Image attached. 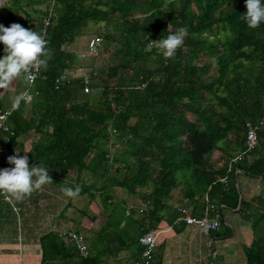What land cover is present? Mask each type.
<instances>
[{"label":"trees","instance_id":"1","mask_svg":"<svg viewBox=\"0 0 264 264\" xmlns=\"http://www.w3.org/2000/svg\"><path fill=\"white\" fill-rule=\"evenodd\" d=\"M246 11L245 0H5L0 24L20 23L45 32L51 52L47 70L39 71L32 102L21 101L9 118L14 133L7 145L33 129L37 140L30 162L58 175L76 171L69 186L80 185V194L93 196V187L108 191L120 186L129 194L148 188L142 196L151 201L141 221L131 215L121 227L123 217L115 222L109 213L112 230L102 228L93 236L87 256L72 239L56 231L44 234V264H101V254L112 251L115 238L121 245L139 247L137 259L139 236L161 220V209L179 185L200 204L207 196L238 206L252 230L245 264H264V23L248 28L242 18ZM101 22L104 49L117 42V60L92 75L89 92L81 77L58 83L57 77L75 65L66 46L89 24ZM179 27L187 29L184 43L166 61L156 44ZM247 122L256 126L259 139L250 150ZM112 143L118 145L115 152ZM93 149L101 170L94 167L95 181L80 184ZM216 150L221 154L213 160ZM239 171L263 182L259 193L240 203ZM146 216L153 226L144 225ZM101 237L109 243L104 248Z\"/></svg>","mask_w":264,"mask_h":264},{"label":"crops","instance_id":"2","mask_svg":"<svg viewBox=\"0 0 264 264\" xmlns=\"http://www.w3.org/2000/svg\"><path fill=\"white\" fill-rule=\"evenodd\" d=\"M3 55V49H1L0 57ZM24 85L25 79L20 76L9 87L0 89V107H11L16 98L21 95ZM36 140L37 133L31 129L20 134L11 147L7 143L1 144L0 169L14 167L8 163L7 157L14 155L16 151H19L20 155L29 156L30 152L25 153V150L31 151ZM217 152H214L213 160L220 156V150ZM38 164L47 168L52 178L51 183L32 192L22 201L9 200L5 198V195L0 194V264H44L42 236L65 227L64 222H59L58 219L64 211L71 208L69 207L71 198L66 197L60 189L74 182V171L58 175L42 163H31L29 160V166ZM236 181L241 191L239 203L241 198L248 199L259 193L262 187V179L259 176L240 171L236 175ZM99 185L100 178H98ZM131 196L134 197L133 194ZM135 198H129L127 201ZM205 204L206 202L200 204L196 199H189L185 196L182 185H179L172 189L171 197L166 200L165 206L161 209L160 221L155 224L146 216L144 225L151 227L155 224V227L151 229H157L160 232L159 244L151 264H245V247L252 240V230L250 221L241 217L238 206L229 207L222 204L220 224L217 229L209 233L202 232L196 224H187L185 220L178 219L177 206H184L192 214L198 215L203 213ZM17 211L22 212V218L25 215L32 217L33 226L30 225L31 223L27 225L22 223V227L32 228V235L28 242L23 234L21 239L9 237V229L16 221ZM174 215L176 216L173 217ZM132 217L141 221L144 215L135 213ZM124 224L125 221L122 220L120 227ZM162 234L165 237L160 238ZM112 250V253L108 251L101 254V264H128L139 255V247L135 249L132 245L129 247L119 242L114 244Z\"/></svg>","mask_w":264,"mask_h":264},{"label":"clouds","instance_id":"3","mask_svg":"<svg viewBox=\"0 0 264 264\" xmlns=\"http://www.w3.org/2000/svg\"><path fill=\"white\" fill-rule=\"evenodd\" d=\"M247 11L242 15L248 28L256 29L264 23V0H245ZM0 7H3L0 4ZM187 35L186 27H179L175 32H170L166 38L158 40L156 47L161 50L167 61L175 57ZM0 43L4 45V55L0 57V89L9 87L12 82L23 76L28 84L34 82L35 72L41 68L47 70L48 60L51 59L49 41L45 32H37L32 28H25L20 23H12L5 27L0 24ZM137 86L136 90H141ZM23 97H17L15 105ZM30 151L25 150V153ZM8 163L14 165L11 168L0 169V194L6 199L22 201L32 192L40 190L42 186L51 183L52 178L47 168L38 165L29 166L27 154L20 155L16 151L14 155L7 157ZM80 185L63 186L60 191L69 198L78 196L81 192Z\"/></svg>","mask_w":264,"mask_h":264},{"label":"rangeland","instance_id":"4","mask_svg":"<svg viewBox=\"0 0 264 264\" xmlns=\"http://www.w3.org/2000/svg\"><path fill=\"white\" fill-rule=\"evenodd\" d=\"M4 2L5 0H0V4L3 5ZM103 30L104 22H101L99 24L91 23L84 31H82V33H80V35L76 37L72 44L66 46L67 49H69V51L73 52L75 55V65L73 66V68L84 65L85 67L89 68L95 67L99 72H101L103 69H106L108 66L113 64L114 61L117 60V57L113 56L117 42H109L108 49H104L105 44L102 41L101 48L100 50H98V52L94 54H87L86 47L88 38L94 34L102 32ZM154 57V54L151 55V58ZM80 72L81 70H78L77 73ZM116 80L117 78L115 77L110 81L114 83L116 82ZM31 102L32 101L28 102V104H30ZM116 144L117 143H112L110 146V148L114 152L115 148L118 147V145ZM215 153H218L217 150L215 151ZM87 160L90 161L89 169H85L82 171L80 177V179H82L80 180V184L84 182L85 184H90L92 181H95V169L97 168V171L101 170L100 165L103 164L102 162H99V166L97 165L98 155L97 153H95L94 149L89 153ZM108 162L109 164H112V162L114 163L115 161L113 157H110ZM94 167L96 168L94 169ZM76 174L77 172L74 171L73 176L75 177ZM74 177L73 181H75ZM97 178H99V176H97ZM67 183H69V181H67ZM91 190L93 192V196L86 192L84 194H80L74 198H71L69 205V207L71 208H68L66 212L64 211L58 220L59 222H64L65 227L63 228L77 230L78 232L83 233L88 247L91 246L93 248L94 244L92 242L93 240H95L93 236H97L102 228L107 227L105 229L106 233L107 231L112 230L111 226H107L109 213L113 212V219L115 220V222H117V220L121 219L122 217L124 221L129 220L128 218H131V215H126L124 212V208L128 203L127 200L129 198L136 197L135 199L139 201L145 198H143L142 196V192L144 191L143 189H138V193L133 194L134 197H132V194H129L126 189L120 186L109 187L108 191H103L100 188L96 189V187H93ZM106 196H110L111 198H109V200H105ZM21 214L22 212L20 211L16 212V221L15 223L11 224V227L9 229V237L15 239L19 237L21 239L23 234V237H25L26 241L28 242L30 240L29 237H31L32 235V228L27 229L25 227H22V223L26 225L28 223H31L30 225L33 226L32 217H30V215H25L22 218ZM163 237H165L164 234L160 236V238ZM107 238H109V235H107ZM106 242L107 241L102 237V239L100 240V246L102 248L106 247V245L109 244ZM116 243H118L117 238L110 242V244H112L111 246H114V244ZM112 252L113 250L111 251V253Z\"/></svg>","mask_w":264,"mask_h":264},{"label":"built area","instance_id":"5","mask_svg":"<svg viewBox=\"0 0 264 264\" xmlns=\"http://www.w3.org/2000/svg\"><path fill=\"white\" fill-rule=\"evenodd\" d=\"M45 23H48V19L45 20ZM102 34H94L90 36L87 40V54H94L100 50L102 45ZM78 70H81L80 73H77ZM40 71V70H39ZM39 71L35 72V79L34 82L28 84L25 81L24 89L21 92L19 97H23L21 101L30 102L32 101L34 94L37 93V89L35 88V82L38 78ZM98 70L95 67H85L84 65H80L77 67H70L66 68L56 79L58 83L61 82H68L75 77H81L83 90L84 92H89L92 90L91 80L92 75L97 74ZM15 102L12 104L11 107H0V136L3 138L0 142L1 144H5L10 140V135H13L14 131L11 126V122L9 118L11 114H13V110L16 106ZM247 134H246V150H250L254 148L258 142V134L257 128L251 122H247ZM113 131V130H112ZM241 154H239L236 158H240ZM151 206V201L147 199L143 200H130L125 206V214L132 215L137 213L144 215L148 212V209ZM223 205L210 202L208 197L206 196V204L202 215H194L184 206H177L176 210L178 212V219H183L187 224H196L198 228L205 233H209L212 230L218 228L221 219V209ZM61 236L65 238H70L76 244L79 252L83 256H87L88 254V245L84 238V234L80 233L76 230L72 229H65L62 228L57 231ZM159 230L157 229H148L143 232L139 236V243L142 246V250L140 256L137 259H133L128 264H148L154 257V254L157 250L158 246V235Z\"/></svg>","mask_w":264,"mask_h":264}]
</instances>
